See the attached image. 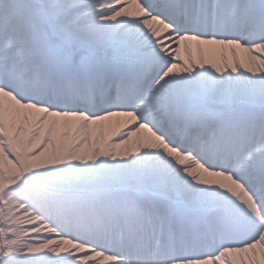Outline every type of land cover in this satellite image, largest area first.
<instances>
[{
	"label": "snow or ice",
	"instance_id": "1",
	"mask_svg": "<svg viewBox=\"0 0 264 264\" xmlns=\"http://www.w3.org/2000/svg\"><path fill=\"white\" fill-rule=\"evenodd\" d=\"M0 264H264V0H0Z\"/></svg>",
	"mask_w": 264,
	"mask_h": 264
}]
</instances>
